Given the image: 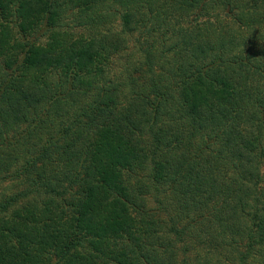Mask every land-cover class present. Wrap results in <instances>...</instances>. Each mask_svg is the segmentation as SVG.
<instances>
[{"label":"trees","instance_id":"trees-1","mask_svg":"<svg viewBox=\"0 0 264 264\" xmlns=\"http://www.w3.org/2000/svg\"><path fill=\"white\" fill-rule=\"evenodd\" d=\"M0 264H264V0H0Z\"/></svg>","mask_w":264,"mask_h":264}]
</instances>
